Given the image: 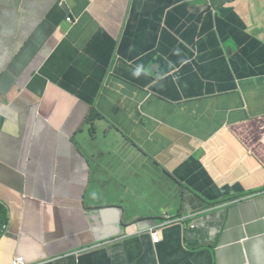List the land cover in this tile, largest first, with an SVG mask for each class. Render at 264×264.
I'll return each instance as SVG.
<instances>
[{
	"label": "crops",
	"instance_id": "obj_1",
	"mask_svg": "<svg viewBox=\"0 0 264 264\" xmlns=\"http://www.w3.org/2000/svg\"><path fill=\"white\" fill-rule=\"evenodd\" d=\"M211 1L217 17L205 0L0 2V264H234L214 249L250 220L247 264H264V197L144 234L227 186L264 190V0Z\"/></svg>",
	"mask_w": 264,
	"mask_h": 264
},
{
	"label": "clouds",
	"instance_id": "obj_2",
	"mask_svg": "<svg viewBox=\"0 0 264 264\" xmlns=\"http://www.w3.org/2000/svg\"><path fill=\"white\" fill-rule=\"evenodd\" d=\"M10 1L11 0H0L1 3H8ZM19 1H23V0H19ZM205 2L207 7L206 15H213L214 17H217L219 15V10L213 5L212 1L205 0ZM69 18H71V21H68L67 18V22L68 24H70V26H73L78 22V18L76 17H69ZM198 26L200 28L201 24H198ZM201 40H202V36L198 35L193 40L192 44H186L188 51L192 55L191 59L189 60L190 63H195L198 60L199 43ZM97 117L103 118V116H101L100 114ZM240 132H241L240 136L238 137L240 143L244 145L246 150H248L252 155H255L254 135L250 132L246 133L242 130H240ZM262 136L264 137V133ZM263 197H264V190L239 192L235 189V187L227 186L223 189L222 196L220 197L219 200L212 203H207V206L201 211L192 212L182 216H175L165 213L163 216V221L156 223V224L160 223V225H162V233L158 241L155 242L152 236L149 234V232L146 233L144 231V234L146 236H149L151 238L152 244L156 246L163 241V231L167 228L173 229L174 227H179L180 230L182 231H187V230L195 231L198 228V220L202 215L218 214V216L223 218L226 216L231 218L235 213L240 212V211L234 212L235 209L237 208L241 209L247 207L246 205L250 207V205H254L255 203L261 201ZM0 207L4 208L7 211V208L4 206L1 199H0ZM254 222H255L254 220L248 221L247 225L250 226L245 229V232L243 231V228L241 226L234 227L228 225L226 232L222 235L217 245V248H215L214 250L218 253L222 251H230L233 254L234 264H247V261L249 259L248 247L253 242L247 235V232L248 233L258 232L256 230L257 227L252 225ZM8 223L9 221L3 227L4 232L0 237V241L2 240L3 237L6 236V234H8L9 224H10ZM156 224L154 226H156ZM154 226H152V228ZM230 235H234V239H233L234 241L229 239ZM110 242H115L116 244V241H110ZM110 242H108V244ZM100 246L101 245H99V247ZM19 260H21L22 262L21 264H32L28 262L23 256L15 257L12 260V264H17Z\"/></svg>",
	"mask_w": 264,
	"mask_h": 264
},
{
	"label": "rangeland",
	"instance_id": "obj_3",
	"mask_svg": "<svg viewBox=\"0 0 264 264\" xmlns=\"http://www.w3.org/2000/svg\"><path fill=\"white\" fill-rule=\"evenodd\" d=\"M95 107H96V104L94 105V109H95ZM93 112H94V110L92 109L91 112H90V114L88 115V118H90V116L92 115ZM176 193H177V190H175V189H171V188H169L168 186L162 184L161 189H160V195H158V198H159L161 195H162L161 197H163V195H165V194H173V196H176ZM152 226H153V225H152ZM152 226H150L148 229H146L145 232L148 233V232L151 230ZM107 245H108V246L115 245V242H110V243L107 244ZM208 263H209V261L207 260V261H205V262L202 261V262H200L199 264H208ZM190 264H194V263H190Z\"/></svg>",
	"mask_w": 264,
	"mask_h": 264
},
{
	"label": "built area",
	"instance_id": "obj_4",
	"mask_svg": "<svg viewBox=\"0 0 264 264\" xmlns=\"http://www.w3.org/2000/svg\"><path fill=\"white\" fill-rule=\"evenodd\" d=\"M68 21H71V18H68ZM162 233V225L156 224L151 230L149 231V234L152 236L153 240L156 242L161 237ZM21 260L18 261L17 264H21Z\"/></svg>",
	"mask_w": 264,
	"mask_h": 264
},
{
	"label": "trees",
	"instance_id": "obj_5",
	"mask_svg": "<svg viewBox=\"0 0 264 264\" xmlns=\"http://www.w3.org/2000/svg\"><path fill=\"white\" fill-rule=\"evenodd\" d=\"M158 222H162L163 221V218H156ZM8 222V219H7V211L0 207V237L2 236L4 230H3V227L4 225Z\"/></svg>",
	"mask_w": 264,
	"mask_h": 264
},
{
	"label": "water",
	"instance_id": "obj_6",
	"mask_svg": "<svg viewBox=\"0 0 264 264\" xmlns=\"http://www.w3.org/2000/svg\"><path fill=\"white\" fill-rule=\"evenodd\" d=\"M247 207H244V208H241V209H235V211L234 212H237V211H241V210H244V209H247L249 206L248 205H246Z\"/></svg>",
	"mask_w": 264,
	"mask_h": 264
}]
</instances>
